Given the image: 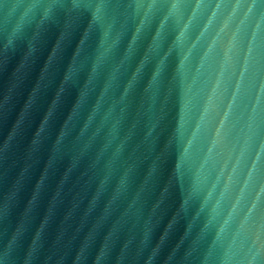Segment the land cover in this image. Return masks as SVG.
Listing matches in <instances>:
<instances>
[{
    "label": "water",
    "instance_id": "1",
    "mask_svg": "<svg viewBox=\"0 0 264 264\" xmlns=\"http://www.w3.org/2000/svg\"><path fill=\"white\" fill-rule=\"evenodd\" d=\"M0 264H264V0H0Z\"/></svg>",
    "mask_w": 264,
    "mask_h": 264
}]
</instances>
